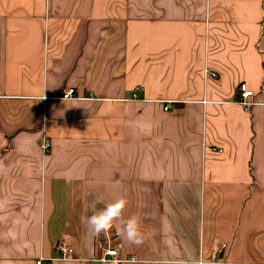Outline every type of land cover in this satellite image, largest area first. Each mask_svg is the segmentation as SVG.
<instances>
[{"label": "crops", "instance_id": "0c3cea01", "mask_svg": "<svg viewBox=\"0 0 264 264\" xmlns=\"http://www.w3.org/2000/svg\"><path fill=\"white\" fill-rule=\"evenodd\" d=\"M120 198L94 235L85 218ZM131 217L140 245L117 235ZM62 240L75 260L54 264L115 247L133 264H264V0H0V264Z\"/></svg>", "mask_w": 264, "mask_h": 264}, {"label": "built area", "instance_id": "2783aa9c", "mask_svg": "<svg viewBox=\"0 0 264 264\" xmlns=\"http://www.w3.org/2000/svg\"><path fill=\"white\" fill-rule=\"evenodd\" d=\"M206 76H212L216 77L214 74L210 73L209 70H205ZM143 89L141 87H137L134 90L132 101L139 102L141 101L139 96ZM240 91V98H239V104L243 108L245 112H248L254 105L255 102L253 101L254 93L248 89V87L245 84H241L239 86ZM76 99V91L75 89H67L63 92L62 97L60 100L63 101H71ZM163 105V109L165 112L170 111L173 102H160ZM52 149V144L50 140L43 136L40 141V151L44 156H48L50 154V151ZM219 153H222L221 150H219ZM56 250V257L54 258H38L36 260V264H54L55 262H71L75 260V252L72 246L66 241L62 240L56 244L55 247ZM100 261L107 264H126V263H139L141 262L137 257L130 256L129 258H122L120 254V248H108L104 249L102 251V255L100 258Z\"/></svg>", "mask_w": 264, "mask_h": 264}, {"label": "clouds", "instance_id": "9594fccd", "mask_svg": "<svg viewBox=\"0 0 264 264\" xmlns=\"http://www.w3.org/2000/svg\"><path fill=\"white\" fill-rule=\"evenodd\" d=\"M126 204L127 201L124 198H120L114 203L107 204L104 209L94 213L92 216L86 217V224L90 231L96 236L101 233H107L113 227V222L120 220ZM117 235L136 245L143 243L137 217H131L126 222H123V227L118 230Z\"/></svg>", "mask_w": 264, "mask_h": 264}, {"label": "rangeland", "instance_id": "374dc122", "mask_svg": "<svg viewBox=\"0 0 264 264\" xmlns=\"http://www.w3.org/2000/svg\"><path fill=\"white\" fill-rule=\"evenodd\" d=\"M215 257H216V256H215ZM213 259H215V258H212V259H210V258L208 259V258H207V260H203L202 262H203V263H208V262H212V263H213ZM215 263H216V262H215ZM216 264H217V263H216Z\"/></svg>", "mask_w": 264, "mask_h": 264}]
</instances>
